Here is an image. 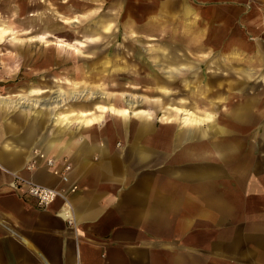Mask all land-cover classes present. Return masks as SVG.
I'll use <instances>...</instances> for the list:
<instances>
[{
	"label": "crops",
	"instance_id": "obj_1",
	"mask_svg": "<svg viewBox=\"0 0 264 264\" xmlns=\"http://www.w3.org/2000/svg\"><path fill=\"white\" fill-rule=\"evenodd\" d=\"M112 1L123 8L139 0ZM159 1L156 18L168 21L175 41L170 63L179 73L185 66L174 79H200L202 92L223 91L232 103L214 122L209 112L186 109L185 124L173 126L185 135H163L176 105H149L163 111V134L148 120L95 127L109 112L76 107L72 122L51 121L59 132L41 135L40 159L26 168L36 129L51 112L0 98V264H264V135L252 131L264 130V0ZM59 17L64 30V17L77 22ZM26 42L10 48L23 55ZM78 57H69L73 65ZM62 58L56 63L68 62ZM29 84L30 92L44 91ZM149 106L110 113L148 118ZM10 107L18 108L13 117ZM80 111L95 117L79 121ZM18 176L61 195L40 208L14 187Z\"/></svg>",
	"mask_w": 264,
	"mask_h": 264
},
{
	"label": "rangeland",
	"instance_id": "obj_2",
	"mask_svg": "<svg viewBox=\"0 0 264 264\" xmlns=\"http://www.w3.org/2000/svg\"><path fill=\"white\" fill-rule=\"evenodd\" d=\"M159 4V0L129 1L121 8L112 0H0V97L13 99V104L17 107H21L19 102L26 104L32 101H25L26 98L43 99L53 97L58 92L65 98L61 105L48 108L51 119L43 128L36 129L37 134L34 135L31 152L34 156L26 168L29 165L32 167L40 159L39 146L43 143L41 135L48 136L50 133L52 135L59 132V127L51 121L55 123L60 121L53 117L71 114L72 122L74 119L72 116L78 114L72 111L76 107H85L97 114L109 112L102 115L95 127L102 126L106 121H125L131 126V122L136 120H148L157 124L156 133L163 134L161 132V126H164L163 111L160 107L149 105L154 102L158 105L160 103L176 105L179 110L174 113L168 132L163 135H174L176 131L180 135H185V129L177 130L173 126L185 124L182 117L186 109L194 111V115L209 112L211 122H214L220 116L219 107H227L232 103L233 97L227 96L223 91L217 95V91H210L205 86V91L202 92L200 79L193 81L174 79L184 76L185 66L180 68L179 73L176 69L179 66L170 63L171 58H174L172 47L175 41L174 36L169 33L168 21L162 24L159 18H156ZM59 15L72 16L77 22H65L67 26L64 30L59 24L61 23L58 21ZM3 27L7 30L1 33ZM25 28H30L33 32L29 34L21 32L20 29ZM93 29L97 30L93 32ZM43 31L48 34L40 35ZM87 39H90V42L84 41ZM79 41L87 45L78 46L80 53L77 47L68 44ZM24 42L28 46L21 49L23 55H17L18 52L10 48V45L12 48L25 46ZM60 43L63 46H60ZM77 54L80 57L76 59L77 65H73L69 57H76ZM58 55L63 57V61L69 58L68 62L56 63ZM10 57L17 58L11 60ZM73 70L79 71L78 74L76 75ZM22 72L17 80L7 79L10 74ZM28 72L32 75L31 78H28ZM162 80L169 83L165 84ZM29 83L42 87L44 91L30 92ZM74 91L83 94L72 97ZM128 100H132L133 104L130 105ZM108 105L117 108L127 107L132 112L133 109L149 106L152 111L148 118L138 119L129 114L119 120L112 114L117 113V110H109ZM28 106L40 108L38 104ZM17 112L18 108L10 107L6 114L13 117ZM89 114L90 112L83 116L80 111L78 120L95 117ZM70 127L77 132L76 122ZM21 129L20 126H16V130ZM252 131H255L258 137L264 135L262 129ZM242 132L247 134L246 130ZM256 147V152L262 151L261 146ZM44 162L47 166L55 163L48 165L47 159ZM67 165L68 163L63 166V170L57 166L60 174H63Z\"/></svg>",
	"mask_w": 264,
	"mask_h": 264
},
{
	"label": "bare ground",
	"instance_id": "obj_3",
	"mask_svg": "<svg viewBox=\"0 0 264 264\" xmlns=\"http://www.w3.org/2000/svg\"><path fill=\"white\" fill-rule=\"evenodd\" d=\"M72 21H75V19H69V18H67V17H64L63 18V22H68V23H70V22H72ZM7 30V28L6 27H3V28H1V33L2 32H4V31H6ZM60 46H63V44H59ZM83 93L82 92H79V91H74L73 93H72V97H76V96H80V95H82ZM0 98H2V97H0ZM49 99H51V100H49ZM64 97H63V94H60V92H58V93H56L53 97L51 96V97H48V98H43V99H25V101L27 100V101H31L30 103L28 102V103H26V104H23V103H21V102H19V105L20 106H28L29 104H38L39 105V107H46V108H51V107H56V106H58V105H61L62 104V102L64 101ZM128 103L130 104V105H132L133 104V102H132V100H128ZM104 108H106L105 106H104ZM109 110H117V112L118 113H120V114H126V113H128V111H130L127 107H124V108H117V107H115L114 105H108V107H107ZM138 112H142V110H139V109H133V113L134 114H137ZM74 114V113H73ZM88 114V112H85V111H81V115H83V116H86ZM71 114H64V115H55L53 118L57 121H62L63 119L65 120V122L66 123H69V122H71ZM85 120V119H84ZM88 119H86V121H87ZM49 162H51V161H49L48 160V163ZM52 163V162H51ZM32 183V182H31ZM34 184H36V183H34ZM38 185H40V184H38ZM41 186H44V185H41ZM45 187H48V186H45Z\"/></svg>",
	"mask_w": 264,
	"mask_h": 264
},
{
	"label": "built area",
	"instance_id": "obj_4",
	"mask_svg": "<svg viewBox=\"0 0 264 264\" xmlns=\"http://www.w3.org/2000/svg\"><path fill=\"white\" fill-rule=\"evenodd\" d=\"M48 164L51 165L52 163L49 162ZM68 168L69 166L65 167L66 170ZM14 179V187L19 189L21 193L32 196L35 199L36 205L40 208H46L58 196L61 195V191L55 187H45L34 184L19 176L15 177Z\"/></svg>",
	"mask_w": 264,
	"mask_h": 264
}]
</instances>
